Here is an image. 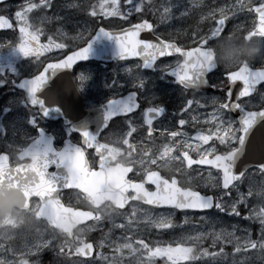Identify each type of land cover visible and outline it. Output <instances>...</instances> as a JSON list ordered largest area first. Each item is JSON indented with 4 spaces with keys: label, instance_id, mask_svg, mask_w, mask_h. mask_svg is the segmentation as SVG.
<instances>
[{
    "label": "snow or ice",
    "instance_id": "obj_1",
    "mask_svg": "<svg viewBox=\"0 0 264 264\" xmlns=\"http://www.w3.org/2000/svg\"><path fill=\"white\" fill-rule=\"evenodd\" d=\"M112 7L105 15L116 16L122 15L116 6V0H111ZM124 13L130 14L135 10L140 12L142 3L132 4L131 0H124ZM50 0H39V3L26 2L20 10L15 12L17 27H19L21 42L15 46H3L11 50H18L24 57H29L35 53L54 47L56 49H64L63 43H55L52 37H49L48 43L40 45L35 44L29 47L32 42L37 40L40 29L36 28L33 32L28 31V12L38 8H48ZM74 6V5H69ZM171 5H162L160 21L170 18ZM248 9L254 12L255 26L246 32L244 38L259 37L264 38V0L258 5L251 4L250 0H236L235 4L229 3L226 6L209 11L207 14L210 18L215 19V27L211 28L209 33L197 39L196 48H184L173 43L171 39L163 40L157 34L155 40L137 39V34L142 29H153L154 26L147 20H142L136 25H130L126 29L113 32L101 27L96 30V35L91 36L83 44V47H77L75 51H71L63 59H57L54 62L43 65L44 71H39L37 75L31 76L30 79H21L19 83L13 80V84L23 90L25 98L19 101L29 109L27 123L32 126L36 135L29 137L30 143L26 147L17 150L16 154L20 157H28L30 163L25 165L17 164L14 168L7 167L8 157L0 153V196L3 195L4 189H15L21 194L24 204L30 208L34 220L46 221L51 228L48 238H43L39 235L36 242L27 245L28 253H39L43 248H51L58 256L66 258L63 264H92V261L83 259L90 257L94 248L96 249V257H99L105 264H155L154 257H161L165 264H191L197 257H212L217 255L223 256L224 244H232L231 249L233 256L245 253L249 250L253 254H260L264 259V163L258 164L253 169V174L258 170L262 177L259 188H255L248 178L247 190L241 191V187L245 184L246 169L233 171V165L240 154L245 150V141L248 132L252 126L259 120H264V106H261L258 111H246L244 103L238 102L241 97L247 96L255 90L258 82L264 81V68L250 70L247 64L237 66L236 71H228L226 73L228 84L233 81H241L243 87L235 92L236 99H230L232 88L228 87L224 92L223 98L213 97L210 101L213 104L212 111L206 114L204 122L211 121L215 128L211 135L215 136L216 140L221 145L227 146L230 150L222 153L217 152L214 148L208 147L199 151L197 158L194 161L188 154L187 149L190 146L188 134L181 129L168 131L167 137L172 141L173 137H182L176 139L173 146L181 145L185 151L179 155L173 156L172 147L165 145L159 153H154L152 159L148 158L147 152L141 149V158L133 160L131 153L127 156L126 162L115 166L111 163L113 157L118 153H122L118 147H113L112 144L122 142L132 148L128 137L135 128L131 120H127V130L117 134V139L110 143L102 144L97 140L99 132L91 133L86 128L69 129L68 133L77 132L81 138L79 145L71 143L68 139L65 140L64 146L57 148L51 143V137L47 136L40 127V120L47 117L50 112L57 111L55 107V97L51 95L46 102L36 95L38 90L44 87L50 76L60 70H69L72 65L85 59L89 49L91 40L97 36H109L115 40L118 55L121 60L125 57L138 56L139 62L122 69L133 80V86L140 89L145 87V79L138 71L140 69H156L153 61L158 56L164 57L169 53H179L183 58L176 62V66L172 67L167 63L160 62L159 71L162 76L165 74L173 76L175 83H178L183 90L197 89L201 85L206 84L205 74L212 70L216 65L212 63L210 52L211 48L206 46L205 41L209 37H217L224 24L225 18L235 12H243ZM155 12V8L151 9ZM213 12L219 13V18L213 16ZM95 15V12L91 13ZM43 19H51L44 17ZM59 19V17H56ZM123 19H127L124 15ZM204 17L201 16V20ZM11 27L5 15H0V28ZM59 31V30H58ZM62 35V33H61ZM86 35V33L84 34ZM196 34L194 33V36ZM73 39H82V35L77 33ZM203 46V47H200ZM133 69L137 71L133 72ZM5 72L15 74V70L9 68L7 70L0 68V85L5 83ZM48 73V75H46ZM86 77L83 74H78L73 78L75 87L82 86ZM112 83L107 85L112 87ZM66 86H73L72 83ZM216 87V85H212ZM221 87L223 85L221 84ZM137 93L129 92L127 96L117 99L109 98L102 105L104 111V123L101 128L104 129L109 123L111 117H116L118 114H127L137 108ZM261 100L264 101V93L260 94ZM151 100V97L149 98ZM203 107L198 99H187L183 103V107L179 108V112L184 113L189 110V114L193 111L189 108L190 105ZM31 106V107H29ZM239 110L240 115L237 121L228 116L229 113ZM5 107L3 112H8ZM164 108L161 105L150 106L143 109V123L147 126L146 133L151 136L155 130L152 126V120L161 115ZM2 114V113H0ZM228 116L227 119L225 117ZM199 114L192 115V121H197ZM178 125H186V119H178L175 121ZM3 132V126L0 125V133ZM67 134V133H65ZM163 135V132L161 133ZM195 139L199 142H207L211 137L203 134L202 131H197ZM144 138L143 136L141 137ZM85 146L96 149L95 155L99 156L98 168H91L89 163L84 158ZM193 149L199 148V144L192 145ZM208 153H213L211 158ZM182 156V159H181ZM160 158L174 159L179 161L175 172L167 174L169 178L159 174V171L153 170V167L159 169L156 161ZM193 163L197 165H211L217 170L218 178L211 186L216 189L218 195H201L197 191L191 190L190 187L178 186L176 174L182 178L187 176L188 166ZM133 165H138L142 169L141 178L138 180L125 179V174L133 171ZM49 166L53 170L49 171ZM188 180L192 177L188 176ZM145 181L154 185V190L149 191L145 188ZM64 189H78L74 194L77 198H82L88 204V210H81L80 207L66 206L61 202V195ZM128 189H131V194H126ZM29 197H38V200L30 201ZM258 197L259 204L252 203L250 198ZM129 201H143L149 206H169L171 209L180 210H211L215 209L219 213L227 212L229 216L240 217L243 205V219H255L259 221L260 228L257 232V238L253 240L248 229L242 230L240 237L235 236L234 231L229 232L221 229L210 233L212 238V246L217 242L220 244L219 252H210L208 249L200 247L196 248V244L209 235V233L198 232L191 236H182L175 241L161 243L153 242L146 243L144 239L132 240L133 229L140 231L137 225L141 220L148 225L149 228L168 229L174 227V222L170 212H164L158 215H152L145 209H138L135 205L131 206L130 212H122L125 204ZM139 212V216L137 213ZM121 217V223H114L115 217ZM108 220L109 229L117 228L121 235L115 240L108 239V232L103 231L102 221ZM83 221H89L88 224H83ZM181 224L184 221L180 222ZM100 227L102 237L96 242H85L84 235L93 228ZM235 228V226H233ZM128 231L129 235L124 236L123 232ZM7 239L8 236H4ZM123 241V242H121ZM102 247H110V253H102L99 249ZM68 251L65 252L64 249ZM9 251H12L9 249ZM24 254H20L19 264H36V261L29 262L23 258ZM127 257V259H125ZM70 258V259H69ZM244 257H242V260ZM0 264H15V261H8L3 256H0ZM235 264V261L233 262Z\"/></svg>",
    "mask_w": 264,
    "mask_h": 264
},
{
    "label": "flooded vegetation",
    "instance_id": "obj_2",
    "mask_svg": "<svg viewBox=\"0 0 264 264\" xmlns=\"http://www.w3.org/2000/svg\"><path fill=\"white\" fill-rule=\"evenodd\" d=\"M73 10H69L70 18L68 23L74 21L75 23H85L89 30L84 35V30L80 27L79 30L70 31L68 36L60 35H46V21L40 18L39 16L33 13V9L28 12V31L33 32L36 28L40 29L37 40L32 42L29 47H33L35 44H46L48 43L49 37H52V40L55 43H63L65 45L64 49H56L50 47L45 50H41L34 55L29 57H24L18 50H11L7 47H0V68L9 69L12 68L15 70V74H9L5 72V83L0 85V125L3 126V132L0 133V153H4L7 159V167L14 168L17 164L23 165L30 163L28 157H20L16 154L17 150L20 148L26 147L30 143L29 137L36 135L34 129L27 123V116L29 114V109L24 105L20 104L19 101L25 98L24 92L22 89L16 86L21 79H30L31 76L37 75L39 71H44L43 65L50 62H54L57 59L64 58L68 53L75 50L77 47H83V44L89 39L98 27L103 26L109 29L121 28L138 21L148 20L154 26V32L161 33L159 29L161 6L163 4H142L141 10L137 13L135 10L131 11L130 14L124 13L125 7H128L124 3L116 4L122 15L108 16L105 13L111 9L112 4L101 3L99 0H79ZM227 0H224L222 3L223 6L228 5ZM39 3V0H8L0 3V15H5L6 18H9L12 22V27L9 29H0V45L3 46H15L21 42L19 27H17V21L15 18V12L20 10L25 3ZM261 0H253L251 4L258 5ZM135 4V3H132ZM43 8V7H41ZM155 8V12L151 9ZM213 8L210 6L208 9ZM216 9V8H213ZM95 12V15L91 13ZM209 10H206L204 14L203 26H200L199 35H184V31L175 30L174 34H171L170 38L164 37L167 40L171 39L173 42H176L178 46L187 50L188 48H196L199 45L197 44V39L201 36H205L209 33L210 29L215 27V19L210 18L207 14ZM126 15L127 19H123V16ZM239 15H242L240 12ZM255 13L248 12L247 17H241L240 19L229 21V15L226 16L224 24L220 30V33L217 37H209L205 41L206 46H212L216 39L223 37L226 34H231L238 38H244L247 31L251 30L255 23ZM215 18H219V13L213 12ZM193 23L197 22L192 20ZM175 23H180L177 20ZM83 30L80 34L82 39H73L78 31ZM262 41L261 49L264 51V38L253 37ZM203 47V46H200ZM139 57L124 59V60H114L112 62H100L95 59H89L84 61H79L75 63L71 69L72 71V80L78 74H83L86 79L83 82L82 86L76 88L75 81L73 80L72 86H66L70 84V80L67 77L62 79V82L65 86L64 92H67L69 87L70 91H75L78 89L80 93L83 104L86 109H95L102 107L105 100L112 98L117 99L120 97L127 96L129 92H136L137 96V108L132 112L127 114H118L116 117H111L109 123L105 126L104 129L101 128V125L104 123V111L102 110L101 115H99L96 120L99 125H92L96 132H99L97 135V140L102 144L110 143L117 139V134L127 130V120H131L135 131L131 133L128 137L129 143L132 144V148L129 149L122 140L116 143H113V147H118L121 149L122 153L115 155L111 161L115 166H119L128 159L129 153H131V158L133 160H138L141 158V149L143 148L147 154L148 158L152 159L154 153H159L163 150L165 145L172 147V155H179L181 152L185 151L182 144L173 146L176 139H183L182 137H173L172 141H169L167 137L168 131H175L176 129L184 130L188 134L190 140L189 149H187L189 156L195 161L199 151H202L205 148L212 147L217 152H224L230 150L227 146L221 145L215 136L211 135L212 130L215 128V125L209 121L204 122L206 114L210 113L213 108V104L210 102L213 97L223 98L224 92L227 91L228 87L239 90L243 87L241 81H233L231 85L228 84L227 75L228 71H236L237 67H225L217 64L212 70L205 74L206 84L201 85L197 89H188L183 90L182 87L175 83V78L165 74L162 76L159 71L160 62L169 64L172 67L176 66L178 60L183 59L179 53H174L167 55L165 57L158 58L154 65L156 69H140L138 70L145 79L144 89L133 86V80L131 77L122 71L123 68L135 65L139 62ZM250 70H256L257 68H264V61L256 60L247 64ZM137 71L133 69V72ZM115 83L110 88L107 85L113 82ZM13 80L16 81V84H13ZM221 84L223 87H221ZM212 85H216L213 87ZM42 92L41 99L46 100V85L41 88ZM44 91V92H43ZM264 93V81L257 83L255 90L249 96L241 97L238 102L244 103L246 111H258L261 106H264V101L261 100L260 94ZM151 97V100L149 98ZM187 99H198L200 104L203 107H199L195 104L190 105L189 108L193 111L189 114V110H185L184 113L179 112V108L183 107V103ZM74 105V101L72 102ZM161 105L164 108V112L160 116L155 117L152 120V126L155 129L150 137L145 135L147 126L143 123V109ZM7 107L8 112L4 113L3 109ZM31 107V106H29ZM199 114L197 121H192L191 116ZM240 115L239 110L231 112L228 116L232 120L237 121ZM225 117V119L228 118ZM186 119L188 123L186 125L176 124V120ZM63 119H59L56 122L46 120V117L40 120V127L43 129V132L46 134L47 131L53 132L57 137V147H63V140L70 138L74 144L79 145L81 143V138L77 132H69L70 126L64 125ZM197 131H202L203 134L209 135L211 138L207 142H199L195 139V133ZM163 132V135L161 134ZM67 133V134H65ZM109 134L111 135V141L109 139ZM144 137L143 139L141 137ZM13 138L20 139L21 144L19 146L9 147L5 140H11ZM2 140V141H1ZM199 144V148L193 149L191 146ZM249 147L252 150L254 156L251 159H245L242 162V166H248L246 170V180L243 187H246L248 183V178H251V181L254 182V186L259 187L262 177L259 175L258 170L256 174H253V169L260 163H264V120L257 121L250 131L247 134L245 141V148ZM96 149L92 147L85 146L84 148V158L88 161L89 166L93 169L98 168L99 156L95 155ZM209 158L213 153L207 154ZM182 159V156H181ZM159 169L153 167V170L159 171V174L164 175L165 178H169L167 174L175 172L178 167L179 161L174 159L160 158L156 161ZM134 170L125 174V179H134L138 180L141 178L142 169L138 165H133ZM53 168H49V171ZM167 173V174H166ZM214 174L218 177L217 170L211 165H197L193 163L188 166L187 176L181 177L179 174H176L178 186L190 187L191 190L199 192L201 195H218L215 188H213L210 183V175ZM188 176L192 177L191 180H188ZM145 188L149 191L154 190L155 186L151 185L150 182L145 181ZM78 189H64L61 195V202L66 206L80 207L81 210H88V204L86 201H83L82 198H77L74 194L78 192ZM126 194H131V189H128ZM38 197H29L30 201L38 200ZM15 201L12 204L13 213L20 220H23L24 223L20 224L17 228H4L0 229V256H3L8 261H15V264H19L20 254H24L23 258L29 262L36 261V264H63L66 258L58 256L51 248H43L39 253H28L27 245L33 244L36 242V238L39 235H43V238L47 239L51 228L47 225L46 221L43 220H32V211L28 206L24 204L23 197L15 189H4L3 195L0 196V201ZM256 203L259 204V198H257ZM135 205L138 209L143 208L146 212L152 215H158L164 212H170L174 225L178 224L180 217L186 215L194 219L209 217L212 214H217L215 209L209 211H200V210H180V209H171L169 206H149L143 201H129L125 204L122 212H130L131 206ZM226 214L219 213L217 217H222ZM139 216V212L137 213ZM4 221L8 224L11 223V220L8 216L4 217ZM122 218L117 216L114 218V223H121ZM89 221H86L83 224H88ZM103 231L108 232V239L115 240L116 237L121 235V232L117 228L109 229V223L107 219H104L102 222ZM142 226H137L140 231L133 229L132 240L144 239L146 243L159 241L161 243H166L169 241L177 240V229L174 230L173 234L171 232L172 227L168 229H156L154 227L149 228L143 221H141ZM124 236H128L129 232H123ZM4 236H8L7 239H4ZM102 237V230L100 227L93 228L84 235L85 242H96ZM209 239V237H206ZM173 239V240H172ZM213 248L215 251L220 247V245L215 244L212 246V243L209 241L201 244L200 242L196 244V248ZM11 249L12 251H9ZM102 253H110V247H102L99 249ZM65 252L68 251L67 248L64 249ZM96 249L94 248L93 253L90 257L83 259H88L92 261V264H105L103 260L99 257H96ZM70 259V258H69ZM127 259V257H125ZM155 264H165L164 260L161 257H154ZM196 261V260H193ZM185 264V262H181ZM192 264V262H191Z\"/></svg>",
    "mask_w": 264,
    "mask_h": 264
},
{
    "label": "rangeland",
    "instance_id": "obj_3",
    "mask_svg": "<svg viewBox=\"0 0 264 264\" xmlns=\"http://www.w3.org/2000/svg\"><path fill=\"white\" fill-rule=\"evenodd\" d=\"M110 1L111 0H107ZM121 0H116V4L121 3ZM230 0H227L228 2ZM253 0H250L252 3ZM79 0H50V6L48 8H38L37 10H34L33 13L40 18L44 17H51V19H43L46 21V25L48 26L49 31L53 35H60L61 36H68L70 35L69 32L73 30H79L80 27L84 30V33L89 30L87 27V24L85 23H75L74 21L71 23H68L70 16L69 10H73L77 3H79ZM104 0H99V3H103ZM224 0H175V1H166V5H171L170 8V18L165 19L162 21L159 25V29L161 33L163 34H174L175 30H182L184 31V35H194V33L199 35L200 32V26H203V21L201 20V16L204 17V14L206 10H213V8H219L223 6ZM229 3L235 4L236 0H231ZM74 5V6H69ZM210 6L213 8L208 9ZM248 9H245L242 12V15H239L240 12H235L232 15H229V21H234L237 19H240L241 17H247L248 16ZM56 17H59V19H56ZM177 20L180 21V23H175ZM192 20L197 21L195 23L192 22ZM70 21V20H69ZM59 30V31H58ZM83 30L78 31L77 33H81ZM76 33V34H77ZM195 36V37H196ZM31 126V125H30ZM32 127V126H31ZM184 131V130H182ZM2 141V140H1ZM7 145L9 147L19 146L21 144L20 139L13 138L11 140H5ZM217 176L213 173L210 175V183L213 184L217 180ZM253 186L254 182L251 181ZM246 187H241V191L247 190ZM260 186V184H259ZM255 188H259L257 186H254ZM258 197H252L250 198V203L248 204V207H252V203H256ZM240 207V206H239ZM241 209V207H240ZM218 215V214H217ZM217 215H211L209 217L205 218H198L194 219L192 217L182 216L178 220V224L172 227V234L175 229H177V239L182 236H191L194 233L198 232H204L209 233V235H206V237H211L210 233L212 231L217 230H227L229 232H233L235 236L240 237L242 235L243 229H248L250 231L251 238L255 240L257 238V232L260 228V224L258 220L251 219V220H245L243 219V213L241 212L240 217L235 216H229L228 213L222 217H217ZM142 221V220H141ZM184 221L183 224L180 222ZM137 226H142V223L140 222ZM235 226V228H233ZM203 238V239H204ZM173 240V239H172ZM123 242V241H121ZM225 247H228L227 249ZM232 244H224V253L225 255L220 256L217 255L215 259L212 257H197L195 260L192 261V264H233L235 261V264H264V259H262L260 254H253L251 253V250L247 254L240 253L235 256L232 254ZM217 252V251H216ZM242 257L244 259L242 260Z\"/></svg>",
    "mask_w": 264,
    "mask_h": 264
},
{
    "label": "clouds",
    "instance_id": "obj_4",
    "mask_svg": "<svg viewBox=\"0 0 264 264\" xmlns=\"http://www.w3.org/2000/svg\"><path fill=\"white\" fill-rule=\"evenodd\" d=\"M262 41L249 37L238 38L231 34H226L215 40L211 48L210 56L212 63L225 67H237L241 64H249L256 60L264 61V51L261 49ZM15 201H0V229L17 228L24 223L14 215L12 204ZM8 216L11 223L4 221V217ZM31 219L34 221L33 215Z\"/></svg>",
    "mask_w": 264,
    "mask_h": 264
},
{
    "label": "water",
    "instance_id": "obj_5",
    "mask_svg": "<svg viewBox=\"0 0 264 264\" xmlns=\"http://www.w3.org/2000/svg\"><path fill=\"white\" fill-rule=\"evenodd\" d=\"M4 1H7V0H0V3L1 2H4ZM128 28V27H127ZM126 29V28H124ZM119 30H116V31H113V32H118ZM96 35V34H95ZM152 36L150 34V32L148 33H145L142 30H140L137 34V39H140L139 37H144V36ZM155 39V37H154ZM154 41V40H153ZM103 49V53L104 54H100V49ZM91 56H94L95 58L97 59H102V60H106V58H112L114 56H117L119 57L118 55V49H117V46H116V43H115V40L112 39L111 37L109 36H104V35H100V36H97L95 39H93L90 43V49H89V52L86 56V58H91ZM112 60V59H110ZM48 75V73H47ZM59 89H60V86L56 85L55 83L51 82L49 79L46 83V93H57V95H54L55 97V107L59 110V106H58V102L56 101L59 96L61 95L62 92L59 93ZM234 92V90L232 91ZM49 96H46V98H48ZM47 102V101H46ZM74 108L71 109V111H73ZM51 113H54L51 112ZM48 118L49 117H53L51 114H49L47 116ZM83 120L84 122L86 123H92L93 122V114L91 112L89 113H86V114H83ZM245 153V151H243L241 155H243ZM234 171V170H233Z\"/></svg>",
    "mask_w": 264,
    "mask_h": 264
}]
</instances>
